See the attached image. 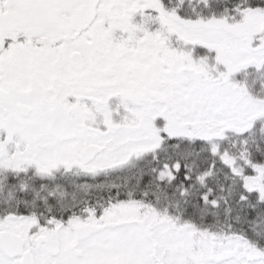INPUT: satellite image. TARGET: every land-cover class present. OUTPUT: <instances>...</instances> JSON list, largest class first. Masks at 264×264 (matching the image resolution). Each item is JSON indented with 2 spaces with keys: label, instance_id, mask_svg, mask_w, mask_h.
Instances as JSON below:
<instances>
[{
  "label": "rangeland",
  "instance_id": "obj_1",
  "mask_svg": "<svg viewBox=\"0 0 264 264\" xmlns=\"http://www.w3.org/2000/svg\"><path fill=\"white\" fill-rule=\"evenodd\" d=\"M158 1L103 0L102 15L87 27L80 17L73 28L57 26L55 34L43 30L48 32L44 37L51 33L58 39L54 47L27 43L10 49L0 64V75L2 69L5 73V82L0 80V103L7 109L0 123V166L14 171L88 170L90 164L82 165L78 152L89 141L86 131L90 126L103 127L99 123L119 126L118 134L106 133L102 138L105 151L93 162L108 167L125 162L130 151L151 144L150 149L157 147L163 140L160 132L167 137H221L228 129L245 130L255 117L264 115V100L251 98L229 78L233 71L264 61V12L248 10L236 21L191 20L173 13L174 4L164 0L171 13H163ZM152 3L155 16L144 22L145 13L139 10ZM143 37L148 38L146 45H142ZM110 42L119 44L112 60L118 65L107 76L111 63L98 61L101 56L95 52L100 46H112ZM188 44L214 50L212 67L202 58L194 59ZM133 49L139 55L129 54ZM75 50L91 67L83 73L69 65V55ZM9 63H16L17 70ZM18 72L26 76L19 79ZM182 76L188 79L186 85L180 82ZM28 82H36L35 86L30 83L36 88L29 90ZM3 83H10L7 91ZM53 99L67 109L79 129L77 139L52 143L47 125ZM17 102L32 107L27 116H20ZM176 105L188 108L189 114L174 113ZM187 122L199 130L198 135L185 126ZM245 185L264 195L259 175L247 178ZM118 206L100 223L91 218L87 225L72 220L56 227L64 244L81 252L78 258L72 256V264H264L263 255L256 252L243 257L234 252L244 249L245 243L221 245L216 236L186 223L162 221L156 212L137 213L136 204ZM0 225L19 235L27 231L16 222ZM75 233L87 239L74 240Z\"/></svg>",
  "mask_w": 264,
  "mask_h": 264
},
{
  "label": "trees",
  "instance_id": "obj_2",
  "mask_svg": "<svg viewBox=\"0 0 264 264\" xmlns=\"http://www.w3.org/2000/svg\"><path fill=\"white\" fill-rule=\"evenodd\" d=\"M164 1L191 20L236 21L248 10L264 12V0ZM187 47L194 59L202 58L210 67L215 63L211 48ZM229 78L251 98L264 100V61L233 71ZM160 134L163 140L157 147L97 175L67 173L68 178L60 177L58 182L40 181L43 174L29 168L11 173V168L0 166V215L34 212L39 216L46 212L44 207L67 202L82 203L68 205L71 216L79 212L85 217L88 207L91 216L102 221L118 205L136 204L137 213L156 212L162 221L186 223L216 236L221 245L245 243L244 249L234 250L241 257L253 252L264 257V195L245 185L247 178L259 175L264 186V115L255 117L245 130L228 129L221 137ZM60 182L80 188L66 192L56 188Z\"/></svg>",
  "mask_w": 264,
  "mask_h": 264
},
{
  "label": "flooded vegetation",
  "instance_id": "obj_3",
  "mask_svg": "<svg viewBox=\"0 0 264 264\" xmlns=\"http://www.w3.org/2000/svg\"><path fill=\"white\" fill-rule=\"evenodd\" d=\"M23 4V0H0V64H2L3 60L7 58L8 52L13 46H17L18 44H27L30 43V46L32 47H43L41 44L43 43V40L49 39L48 42L53 44L55 41L53 35L49 33L44 37L43 33H48V32H43L47 27V24L55 25V26H69L70 28H73V23L75 21H79V18L81 17L82 20L85 22L84 26H88L90 23H92L96 17L101 16L100 14L102 11V4L103 0H28L26 4V8L24 12H20V5ZM158 4L160 8L162 9L163 13H171L170 8H166L165 3L162 0L158 1ZM153 3L148 5L146 8H143L139 10L140 13H145V19L144 22L148 21L149 16H155V11L153 8ZM158 9V7L156 8ZM174 12L176 11L175 9L173 10ZM176 13V12H175ZM143 15V14H142ZM20 18V19H18ZM35 24V25H34ZM36 28L42 31V36L41 34L37 37H35L34 40H30L26 37V34L28 33V28ZM73 30V29H71ZM79 31V30H78ZM43 37V40H42ZM143 42L142 45H146L148 38L143 37ZM110 44H113L110 47H102L100 46V51H96L95 53L100 55V59L98 61H101L102 59H105L107 62L111 63V68L107 72V76L113 75V70L115 65L118 64H113L112 60L116 52L118 50L119 44L116 42H110ZM132 46L137 47L135 42H132ZM54 47V46H53ZM116 49V50H114ZM72 51L71 53H73ZM70 53V54H71ZM146 54V52H143ZM129 54H132L133 56L139 55L138 51L133 49L132 52L129 51ZM128 54V55H129ZM83 58V57H82ZM111 58V60H110ZM127 58V57H126ZM10 67H14V70L16 69V63L10 64ZM69 65H70V59H69ZM71 66V65H70ZM120 66V64H119ZM90 69V65L86 63V61H83V67L80 70L81 72L77 71V73H83L82 71ZM25 69V67H24ZM71 69L74 70V68L71 66ZM1 71V70H0ZM109 71H111L109 73ZM20 77L22 78L23 75L20 72L17 73ZM26 76V75H25ZM5 77V73L3 72L2 69V75H0V80L3 82ZM14 77L16 75L14 74ZM17 78V77H16ZM5 82V81H4ZM32 83L33 85L36 82H28L27 84ZM7 91L9 89L10 83L6 86L4 83L2 84ZM33 85L30 84L29 90L31 87H34ZM29 86V85H28ZM15 92L22 91L21 88H13ZM24 94H27L24 93ZM58 100L53 99V113L51 115V118L54 117L59 113V109L55 108V102ZM18 104H24L29 106L31 109L32 107L24 102H17L16 107ZM0 105H2L0 103ZM3 106V105H2ZM4 107V106H3ZM63 107V104H62ZM6 109V107H4ZM64 108V107H63ZM67 110L66 108H64ZM17 110L19 112V109L17 107ZM6 115H7V109H6ZM5 115V117H6ZM50 118V119H51ZM3 119L0 121L2 122ZM99 125L103 127H98L94 128L93 130L86 131L83 135L86 138L89 139V141L82 146V148L78 152V156L80 160L83 162L82 165L90 164L88 170H83L81 172L89 173L88 175H97V172L100 170L105 169L106 167H100L97 164H93L95 160L99 158L100 155L103 154L105 151V142L102 141L103 137H107L106 133L113 134L117 133L118 134V129L119 126L115 123L109 124H101ZM75 129H76V137L74 139L70 140H61L65 141L66 143L75 140L79 137V131L77 130V126L74 124ZM192 129L193 133L195 135H198L199 130L197 129ZM125 132H129V128L125 129ZM203 133V132H202ZM60 140H56L53 138L52 143H58ZM93 145L94 148H91L89 152L86 154V157L81 158L80 154L81 152L87 147ZM98 145V146H95ZM152 145V144H151ZM148 145L146 148L140 149V150H135V151H130L129 155L130 158L133 156H137L139 154H143L147 151L150 150V146ZM99 147V148H98ZM93 150H98L96 153H94ZM129 158V159H130ZM128 160V158H125ZM55 164V162H54ZM121 163H112L108 167H113V166H118ZM20 171V170H18ZM25 171V170H21ZM35 173L38 174H43L44 178L41 179L40 181H44L45 179L47 181H54L58 182L61 178H68L67 173H75L71 169H52L51 171L45 170V169H38L35 170ZM48 171V172H47ZM11 173H14V170L9 171ZM33 172V170H32ZM61 177V178H60ZM67 182V181H66ZM60 187L56 188H62L66 190V192L71 191L73 188H80V187H74L70 186L68 183H57ZM92 188V187H91ZM59 190V189H57ZM42 205V203H41ZM50 205V204H49ZM68 205H74L81 206L82 203H67V202H62L59 204H53L50 205L51 208H61L60 210H56L54 213H40L39 216H37L34 212L29 213H24L21 215H0V224H11L16 222V225H21L27 228V231L25 233H20L16 234L13 233L12 231H7L6 228L0 229V243L3 238L6 237H11L12 235H18L22 238V250L23 251H29L32 255V260L33 264H72L70 259L73 257H80V251L75 249L74 245H65L63 240H61L59 233L56 231L58 228L57 226H62L65 227L66 225L64 224H69L76 220L77 222L83 223L84 225L90 224L91 218L96 220L94 217L91 216L90 211L88 207H86L85 213L87 214L85 217H80L79 212L77 214H73L71 216V210L68 208ZM43 209H46L45 207ZM63 209V210H62ZM67 209L68 211L64 210ZM104 219V218H103ZM97 221V220H96ZM101 222V221H97ZM55 225V226H54ZM2 226V225H0ZM73 236L74 240H86L87 237L86 235L80 236L77 233H75ZM53 239L58 242V253L56 255H51L48 251V246L46 241ZM3 246V245H2ZM12 253L9 250L4 249V246H0V264H21V258L20 256H12ZM88 262V260L86 261Z\"/></svg>",
  "mask_w": 264,
  "mask_h": 264
},
{
  "label": "water",
  "instance_id": "obj_4",
  "mask_svg": "<svg viewBox=\"0 0 264 264\" xmlns=\"http://www.w3.org/2000/svg\"><path fill=\"white\" fill-rule=\"evenodd\" d=\"M24 12V6L20 5V12ZM20 19V18H18ZM70 65L75 70H80L83 67V58L77 53L73 52L70 55ZM181 84L186 85L188 83V79L185 77H181ZM55 108L59 109V113L50 119L49 124L47 125V130L52 136V138L56 140H69L73 139L75 136V127L72 120L65 113L64 108L61 106L59 101L55 102ZM19 114L23 117L27 116L31 110V108L24 104H18ZM174 112L179 116H186L189 114L188 108L181 105H176L174 108ZM6 115V109L0 105V120L4 118ZM186 127H191L189 122L185 123ZM94 148L93 145L87 146L80 154L81 158L86 157V154ZM96 153L98 150H93ZM2 236L0 237V239ZM22 238L18 235H12L11 237L3 238L0 246L6 250H9L12 256H20L21 264H33L32 256L24 252L22 250ZM48 246V251L51 255H56L58 253V242L56 240L50 239L46 241ZM3 245V246H2Z\"/></svg>",
  "mask_w": 264,
  "mask_h": 264
},
{
  "label": "bare ground",
  "instance_id": "obj_5",
  "mask_svg": "<svg viewBox=\"0 0 264 264\" xmlns=\"http://www.w3.org/2000/svg\"><path fill=\"white\" fill-rule=\"evenodd\" d=\"M28 0H23V4H21V5H23L24 6V11H25V8H26V2H27ZM175 9V8H174ZM173 9V10H174ZM176 10V9H175ZM173 13H175L174 11H172ZM177 13V12H176ZM57 26H55V25H51V24H47V27H45L47 30H52L51 32H53L54 34L57 32L56 30H54V28H56ZM42 33V31L41 30H39V29H36V28H34V29H30V28H28V33L26 34V37L25 38H28V39H30V40H34L35 41V37H37V36H39L40 34ZM41 36H42V34H41ZM42 40H43V37H42ZM56 41L58 40L57 38L55 39ZM42 46H45V47H53L54 45H52L50 42H44V40H43V43L41 44ZM74 52H77V53H79L80 54V52H78V51H74ZM72 54V53H71ZM70 54V55H71ZM70 55H69V59H70ZM81 55V54H80ZM248 66V65H247ZM244 67H246V66H244ZM60 103H61V106H62V102L61 101H59ZM64 111H65V113L68 115V117L70 118V114L68 113V111L67 110H65L64 109ZM21 116V115H20ZM71 119V118H70ZM50 122V121H49ZM0 123H2V122H0ZM49 124V123H48ZM2 126V125H1ZM186 126V125H185ZM191 127H192V124H191ZM191 127H189V128H191ZM90 128L93 130L94 128H97V127H94V126H90ZM77 130L79 131V129L77 128ZM76 137V129H75V136H74V138ZM79 137H80V135H79ZM73 138V139H74ZM95 146H98V145H95ZM99 148V147H98ZM76 174H83V173H81V172H75L73 175H76ZM75 188H73L72 190H74ZM71 190V191H72ZM51 207L50 206H47L46 207V213H54L55 211H52L51 209H50ZM55 226V225H54ZM24 252H27V253H29L30 255H31V253L29 252V251H24ZM32 256V255H31Z\"/></svg>",
  "mask_w": 264,
  "mask_h": 264
}]
</instances>
